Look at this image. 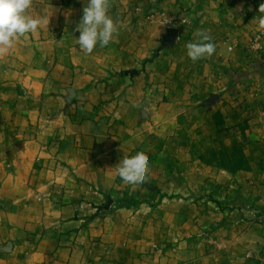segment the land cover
<instances>
[{"label":"crops","instance_id":"0c3cea01","mask_svg":"<svg viewBox=\"0 0 264 264\" xmlns=\"http://www.w3.org/2000/svg\"><path fill=\"white\" fill-rule=\"evenodd\" d=\"M261 3L112 0L88 55L87 0H33L49 23L0 57V264H264Z\"/></svg>","mask_w":264,"mask_h":264},{"label":"clouds","instance_id":"9594fccd","mask_svg":"<svg viewBox=\"0 0 264 264\" xmlns=\"http://www.w3.org/2000/svg\"><path fill=\"white\" fill-rule=\"evenodd\" d=\"M32 4L33 0H0V57L7 54L17 40L35 33L42 23H49L47 18H33L28 14ZM111 6L112 0H87L82 19L76 27L80 52L90 55L97 45L107 47L119 34L117 22L109 15ZM258 13L253 19L257 29L264 30V3L259 5ZM198 36L197 42L186 44L187 56L194 63L216 51L210 34L200 31ZM116 171L126 184L142 185L148 172V156L138 152L132 157H125L116 166Z\"/></svg>","mask_w":264,"mask_h":264},{"label":"built area","instance_id":"2783aa9c","mask_svg":"<svg viewBox=\"0 0 264 264\" xmlns=\"http://www.w3.org/2000/svg\"><path fill=\"white\" fill-rule=\"evenodd\" d=\"M161 20H163L164 22H168V17L162 15Z\"/></svg>","mask_w":264,"mask_h":264}]
</instances>
